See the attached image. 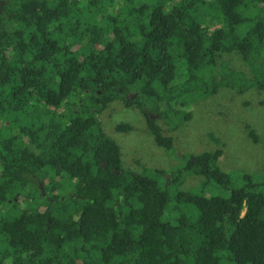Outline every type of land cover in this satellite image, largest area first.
Masks as SVG:
<instances>
[{
	"label": "trees",
	"instance_id": "trees-1",
	"mask_svg": "<svg viewBox=\"0 0 264 264\" xmlns=\"http://www.w3.org/2000/svg\"><path fill=\"white\" fill-rule=\"evenodd\" d=\"M117 1L0 0V264H264V178L234 187L221 148L174 149L168 178L126 170L97 118L123 101L173 151L151 114L175 129L198 99L258 85L214 68L233 52L264 61V0Z\"/></svg>",
	"mask_w": 264,
	"mask_h": 264
},
{
	"label": "rangeland",
	"instance_id": "rangeland-1",
	"mask_svg": "<svg viewBox=\"0 0 264 264\" xmlns=\"http://www.w3.org/2000/svg\"><path fill=\"white\" fill-rule=\"evenodd\" d=\"M119 2L122 4L118 0L116 10L121 9ZM223 62L236 75H241L249 86L254 82L258 85H252L243 92L235 88H221L209 98L198 99L196 103H192L190 109L181 110L183 116L186 112H192V115L189 120L178 123L179 127L175 129H172L164 115L151 114V117L158 118L164 135L173 138V151L156 143L150 133L147 118L139 108L127 106L119 100L111 102L97 114L104 132L119 145L122 165L126 170L141 173L144 168L162 169L168 177L182 165V161L174 155V149L179 157H187L190 154L221 148L223 155L218 166L231 176L234 187L240 185L241 172L264 178V91L261 88L264 86V61L257 56L244 60L236 52L223 54L214 68L215 72ZM205 81L210 82L209 75H206ZM128 96L133 99L136 97L133 94ZM165 102L166 100L161 105V112ZM119 123H129L133 129L129 132H118L116 125ZM251 130H254L259 139L255 140L250 136ZM201 178L198 173L186 176L183 184L175 186L170 195L175 197L180 191L198 189ZM172 206L173 200L165 217L173 222L178 212H173Z\"/></svg>",
	"mask_w": 264,
	"mask_h": 264
},
{
	"label": "water",
	"instance_id": "water-1",
	"mask_svg": "<svg viewBox=\"0 0 264 264\" xmlns=\"http://www.w3.org/2000/svg\"><path fill=\"white\" fill-rule=\"evenodd\" d=\"M169 177V176H168ZM167 177V178H168ZM41 190H42V193L44 194V188H43V186H42V184H41Z\"/></svg>",
	"mask_w": 264,
	"mask_h": 264
}]
</instances>
